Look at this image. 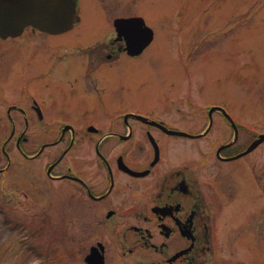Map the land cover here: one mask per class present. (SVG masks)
Masks as SVG:
<instances>
[{
  "label": "flooded vegetation",
  "instance_id": "obj_1",
  "mask_svg": "<svg viewBox=\"0 0 264 264\" xmlns=\"http://www.w3.org/2000/svg\"><path fill=\"white\" fill-rule=\"evenodd\" d=\"M134 17L139 16L114 18L112 41L72 53L50 40L66 32L29 26L16 36L0 37V120L11 124L1 148L0 162L5 165L0 163V176L17 168L12 157L17 152L24 159L27 199L72 197L79 204L74 215L89 219L88 224L95 227L97 219L99 226L124 230V238L132 233L136 249L122 254L138 253L137 264H220L218 244L227 197L216 185L208 189L205 160H192L186 143L207 139L224 122L232 136L217 148L214 165L226 168L214 179L225 177L226 183L235 171L243 178L248 175L250 158L264 143L240 156L257 137L239 128L233 116L217 110L219 106L205 104L213 111L200 107L193 100L198 98L187 92L166 97L163 112L152 106L127 108L125 81L117 69L123 63H138L142 52L128 49L115 21ZM101 34L89 38L99 41ZM178 66L184 68L190 86V65ZM21 68L28 69L34 83L19 79ZM12 69L16 76L1 78ZM21 82L25 90L9 95ZM140 86L144 88L140 83L139 91ZM20 120L23 126L18 128ZM234 125L238 135L227 146L235 138ZM241 187L237 185L240 197ZM251 204L252 198L245 199V209ZM96 246H103L99 251L107 264L106 246L97 241L90 250Z\"/></svg>",
  "mask_w": 264,
  "mask_h": 264
},
{
  "label": "rangeland",
  "instance_id": "obj_2",
  "mask_svg": "<svg viewBox=\"0 0 264 264\" xmlns=\"http://www.w3.org/2000/svg\"><path fill=\"white\" fill-rule=\"evenodd\" d=\"M80 2L81 21L70 31L50 37L52 44L61 45L58 47L64 52L97 47L102 40L112 41L117 17L141 16L154 32L151 43L140 51L142 60L123 63L117 69L125 81L123 97L127 108L140 109L143 105L163 112L166 97L187 92L198 98L193 100L202 108L205 104L223 108L246 127V133L264 131V0ZM98 32L103 39L89 38ZM186 63L192 71L190 86L184 68L178 66ZM17 75L21 81L35 82L28 69L21 68ZM14 76L16 70L12 69L1 78ZM140 83L144 87L140 86L141 91L137 88ZM23 86L21 82L8 94L22 93ZM22 122L16 121L18 128ZM220 123L221 130L215 129L207 139L190 142V146L186 143L192 160H205L203 175L208 189L216 185L227 197L218 244L220 264H264V145L250 158L251 170L244 178L239 170L227 183L225 177L215 180V175L226 168L214 165L217 148L232 136L225 123ZM10 131V122L0 120V157ZM12 157L17 168H11V175L0 176V264H87L85 257L97 241L107 248V264L138 263V253L126 257L122 254L136 249L132 233L124 238V230L99 226L97 219L95 227L88 224L89 219L74 215L79 204L72 197L60 200L45 194L42 199H27L24 159L17 152ZM238 184L242 185V197L238 196ZM251 198L252 204L245 209V199ZM90 221L94 224L93 219Z\"/></svg>",
  "mask_w": 264,
  "mask_h": 264
},
{
  "label": "water",
  "instance_id": "obj_3",
  "mask_svg": "<svg viewBox=\"0 0 264 264\" xmlns=\"http://www.w3.org/2000/svg\"><path fill=\"white\" fill-rule=\"evenodd\" d=\"M80 21L77 0H0V36H15L28 26L43 32L63 33ZM115 28L125 35L128 49L139 53L153 39V31L145 25L143 18L117 19ZM144 33L145 43L140 42ZM264 141V136L255 141L246 153ZM245 153V154H246ZM92 248L86 257L87 264H105L104 256Z\"/></svg>",
  "mask_w": 264,
  "mask_h": 264
}]
</instances>
